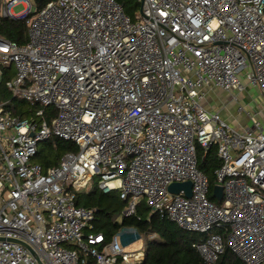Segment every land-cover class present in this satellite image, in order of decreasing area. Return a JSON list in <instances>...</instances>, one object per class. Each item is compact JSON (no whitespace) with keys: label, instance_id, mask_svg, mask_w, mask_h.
Returning a JSON list of instances; mask_svg holds the SVG:
<instances>
[{"label":"built area","instance_id":"built-area-1","mask_svg":"<svg viewBox=\"0 0 264 264\" xmlns=\"http://www.w3.org/2000/svg\"><path fill=\"white\" fill-rule=\"evenodd\" d=\"M0 2L2 17L28 27L25 45L0 37V264H140L145 244L128 253L137 238L107 242L93 232L95 211L76 205L94 179L130 201L120 220L145 200L200 235L204 264L227 248L264 264V126L254 120L264 108L240 101L251 88L264 95V0H136L133 16L119 0ZM216 91L252 126L211 109ZM52 138L78 152L44 169L35 159ZM197 144L218 149L221 206ZM184 182L190 198L169 191Z\"/></svg>","mask_w":264,"mask_h":264},{"label":"trees","instance_id":"trees-1","mask_svg":"<svg viewBox=\"0 0 264 264\" xmlns=\"http://www.w3.org/2000/svg\"><path fill=\"white\" fill-rule=\"evenodd\" d=\"M119 1L130 16H133L134 11L140 7L136 0ZM45 4L46 2H38V8H42ZM0 37L18 45H25L28 42V27L25 22L20 19L2 17L1 2ZM16 106L22 111L29 109L28 104L23 102H16ZM18 113L19 111L16 110V114ZM77 152L78 147L75 144L52 138L40 145L35 161L41 164L44 169H49L58 166L65 154ZM197 158L199 170L209 180V199L212 203L221 206L222 202H219L213 194L217 185L216 171L221 167L217 147L206 149L197 144ZM129 203V200H122L117 192L105 194L98 188L93 192L87 190L78 192L76 198L78 207L95 211L93 232L103 234L107 242L126 230H135L140 238L146 239V255L140 264H204L197 249L193 247L200 235L183 231L177 224L169 221L166 216L159 213L152 214L145 200L138 205L135 215L120 220ZM215 264L243 263L227 248Z\"/></svg>","mask_w":264,"mask_h":264},{"label":"rangeland","instance_id":"rangeland-1","mask_svg":"<svg viewBox=\"0 0 264 264\" xmlns=\"http://www.w3.org/2000/svg\"><path fill=\"white\" fill-rule=\"evenodd\" d=\"M38 2L39 0H29V3L32 4L34 10L38 8ZM27 4L28 3H19L12 7L11 12L15 15H20L25 10V6H27ZM240 101L241 104L246 105L252 112H256V110L261 109L262 107L264 108V95L257 89L251 88L248 93H245L244 96L240 98ZM207 102L210 104L211 109L215 108L217 111H220L226 120L229 116L230 119H228V122L236 128H238V126H252L251 121L248 120L245 115L238 113L239 106L236 102H233L230 95L221 91L209 92L206 99V103ZM254 120H260L264 126V114L258 115ZM98 181V179H94L90 183L87 191H95L97 189ZM121 234L126 236L128 239L133 240L136 239L138 235L135 230H126ZM144 244H146V239L144 237H141V239L137 238L134 242L126 246V252H141Z\"/></svg>","mask_w":264,"mask_h":264},{"label":"water","instance_id":"water-1","mask_svg":"<svg viewBox=\"0 0 264 264\" xmlns=\"http://www.w3.org/2000/svg\"><path fill=\"white\" fill-rule=\"evenodd\" d=\"M47 0H39V2L43 3ZM169 191L172 194H179L180 192H185L186 197L190 198L192 196V183L184 182V183H174L169 187ZM214 197L221 202L223 199V189L220 186H215L214 188ZM137 238L140 239V236L137 235ZM126 245V243H124Z\"/></svg>","mask_w":264,"mask_h":264},{"label":"crops","instance_id":"crops-1","mask_svg":"<svg viewBox=\"0 0 264 264\" xmlns=\"http://www.w3.org/2000/svg\"><path fill=\"white\" fill-rule=\"evenodd\" d=\"M207 103H208V102H207ZM208 106H210V104H209V103H208ZM213 109H215V108H213ZM228 119H230V118H229V116H228V118H227V121H228Z\"/></svg>","mask_w":264,"mask_h":264}]
</instances>
